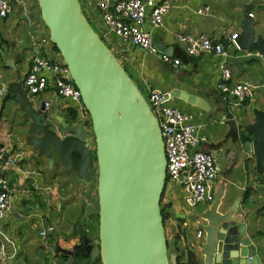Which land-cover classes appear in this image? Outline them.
<instances>
[{
    "label": "crops",
    "instance_id": "0c3cea01",
    "mask_svg": "<svg viewBox=\"0 0 264 264\" xmlns=\"http://www.w3.org/2000/svg\"><path fill=\"white\" fill-rule=\"evenodd\" d=\"M171 1L173 7L162 26L156 28L145 23L142 29L151 34L152 42L161 43L172 60H180L181 68L163 62L160 58L163 53L151 54L113 38L108 41L104 35L109 32L93 0H82L87 20L113 52H117L116 49L121 51L120 55L114 54L133 78L138 90L143 89L146 96L150 89L169 94L177 90L202 100V108L181 98L170 99L169 105L192 116L191 122L196 126L200 139L196 149L216 153L219 173L214 182V191L223 183L227 205L233 204L234 200L239 202L237 214L244 217L247 235L259 243L262 249L259 264H264V169L256 168L252 154L248 157L242 154L245 141L253 138L246 130V125L253 122L252 111H264V56L259 57L254 51L238 50L226 43V38L232 33L241 34L243 6L247 0ZM26 2L31 24L24 19L20 7L13 5L8 19L0 27V86L7 90L10 85L24 89L23 80L31 57L30 34H47L40 20L37 1ZM204 6L209 8V14L198 15L196 11ZM251 14L255 23V15ZM174 32L194 36L206 34L220 39L225 43L226 56L203 54L188 57L182 44L174 39ZM222 63L229 67L233 79L248 80L258 87L253 102L236 107L222 98L217 90ZM39 99L40 103L51 102L50 117L61 116L73 123L67 110L76 109V105L55 99L51 94H44ZM226 108L231 118H227ZM18 111L12 96L0 99V145L4 144L15 159L5 169L13 202L0 224V264H70V259L62 260L55 249H71L78 243V237L72 234L73 224L78 222L82 229L89 226V217H94L96 213L92 204L94 187L77 183L75 173L67 172L58 159L51 165L47 158L38 157L37 151L26 142L23 121L13 120ZM173 191L172 188H165L163 201L171 205L176 219L184 220L181 230L177 231V226L174 228L175 233L179 234L176 245L182 251L193 252L202 264L199 246L204 235L199 222L195 221L193 208L186 207L177 190ZM50 225L59 228L61 239H57L56 233L47 234L44 240L39 237V231ZM28 229L33 230L32 237ZM260 234L261 237H258ZM172 254L176 255L174 252Z\"/></svg>",
    "mask_w": 264,
    "mask_h": 264
},
{
    "label": "water",
    "instance_id": "95a60500",
    "mask_svg": "<svg viewBox=\"0 0 264 264\" xmlns=\"http://www.w3.org/2000/svg\"><path fill=\"white\" fill-rule=\"evenodd\" d=\"M36 1L49 41L80 94L90 129L79 108L75 123H70L61 116L50 117L43 103L31 102L22 86L10 85L5 96L18 105L26 142L38 157L51 165L58 159L67 172L75 173L77 183L86 186L94 185L91 172L96 171L98 237L89 243L76 222L72 234L78 243L71 249L56 247V254L69 258L70 264H96V258L100 264H177L176 255H167L160 211L166 184L164 144L148 103L91 27L79 0ZM10 2L15 5V0ZM254 9L263 10L264 0L246 1L235 43L239 50L263 57L264 38L255 33L249 16ZM152 46L168 56L161 43L154 41ZM173 98L204 106L202 100L177 90L170 94ZM225 114L232 117L228 108ZM252 114L246 130L253 138L245 141L242 154H252L256 168L263 170L264 111L254 109ZM225 190L220 184L210 204H198L192 211L204 235L199 246L202 264H259L262 249L246 233L244 217L237 214L239 202L227 205Z\"/></svg>",
    "mask_w": 264,
    "mask_h": 264
},
{
    "label": "built area",
    "instance_id": "2783aa9c",
    "mask_svg": "<svg viewBox=\"0 0 264 264\" xmlns=\"http://www.w3.org/2000/svg\"><path fill=\"white\" fill-rule=\"evenodd\" d=\"M93 4L103 22L106 31L104 38L117 39L122 44H129L141 48L151 54H156L152 46V36L142 29L147 23L152 27L162 26L165 17L173 7L171 0H93ZM23 12V17L32 23L26 0H15ZM12 4L10 0H0V27L8 19ZM209 8L200 7L196 13L200 16L208 15ZM252 17V14H249ZM47 32V31H45ZM109 35V36H108ZM239 34L232 33L226 38V43L236 46L235 40ZM100 36V35H99ZM101 37V36H100ZM174 39L182 44L183 51L188 57H200L203 54L226 56L225 43L206 34L194 36L191 33H173ZM30 65L24 76L23 85L31 102L44 94H51L62 102L69 101L82 111V119L87 121L83 113L80 94L69 79V73L59 53L54 50L48 35L40 33L30 34ZM104 41V40H103ZM107 45V44H106ZM111 50V49H110ZM112 51V50H111ZM117 55L122 54L116 49ZM115 55V54H114ZM117 58V56L115 55ZM161 60L174 66L183 67L180 60L171 59L162 54ZM117 60L121 63L120 59ZM123 66V64H121ZM220 80L217 90L222 98L234 106H241L254 101L258 88L248 80H235L231 70L225 63L220 65ZM7 93V88L0 86V99ZM170 94L158 90H148L147 103L155 117L164 144L166 159L165 188H172L180 194L186 207L194 208L198 204H210L213 200L214 182L219 173L218 158L214 151H198L200 141L196 126L191 122L192 116L169 105ZM44 112L52 108L50 101H44ZM49 114V113H48ZM86 126V125H85ZM89 129V127L86 126ZM15 162L8 148L0 145V224L7 216L13 194L5 169ZM173 191V192H174ZM89 238L90 227L83 229ZM61 239L59 228L54 225L42 228L38 235L44 240L47 234H55ZM90 243V242H89ZM48 249L47 246L44 247ZM53 256L55 253L51 251Z\"/></svg>",
    "mask_w": 264,
    "mask_h": 264
},
{
    "label": "rangeland",
    "instance_id": "374dc122",
    "mask_svg": "<svg viewBox=\"0 0 264 264\" xmlns=\"http://www.w3.org/2000/svg\"><path fill=\"white\" fill-rule=\"evenodd\" d=\"M79 2L81 3V7H82V12L83 14L85 15V11H84V8H83V2L82 0H79ZM252 13L255 15V23H254V30H255V33L257 34H262L264 35V9L263 10H258V9H254L252 11ZM89 22V20H88ZM90 23V22H89ZM91 25V23H90ZM91 27L94 29V27L91 25ZM95 30V29H94ZM102 39V38H101ZM103 41V39H102ZM107 44V43H105ZM109 47V46H108ZM110 48V47H109ZM111 49V48H110ZM118 58V56H117ZM132 81H133V78H132ZM144 99L146 100L147 102V96L146 94L144 93L143 89H140L139 90ZM41 102V99L38 98V100H36V105H38L39 103ZM19 113H17V116H14L12 113V115L14 116L13 120L14 121H17L19 120L20 122H22V114L20 112V110L18 111ZM87 121H89V119L87 118ZM86 126L88 127V125L86 124ZM90 129V127H89ZM95 173V174H94ZM94 173H93V180H94V185H93V193H94V199L92 201V204L95 208V211L96 213L94 214V217H89V220H90V223H89V227H90V234L88 235L89 236V242L90 243H93V241L95 239H97L98 237V216L96 215L98 213V206H97V194H96V182H95V178H96V171L94 170ZM175 197V196H174ZM163 198L164 196H162L161 200H162V203H167V202H164L163 201ZM169 212L171 213V218L166 221V223L164 224V233H165V239H166V242L168 244V247H167V255L170 256L172 253H173V248H172V242H173V239H174V235L176 234L175 233V230L174 228L177 226H179L177 228V231L178 230H181L180 226L184 223V220H178L176 219V216L174 215V213L172 212V209L171 207L168 209ZM171 222L173 223V225L171 224ZM180 223V224H179ZM29 234L30 236L32 237V234H33V230H29ZM185 231L187 232L188 231V228L185 229Z\"/></svg>",
    "mask_w": 264,
    "mask_h": 264
},
{
    "label": "trees",
    "instance_id": "16d2710c",
    "mask_svg": "<svg viewBox=\"0 0 264 264\" xmlns=\"http://www.w3.org/2000/svg\"><path fill=\"white\" fill-rule=\"evenodd\" d=\"M54 50L57 52L56 48H54ZM67 115L69 116L70 121H72V122L76 121V111H75V109H72V108L68 109L67 110ZM86 124L88 125V127H90L89 122H87ZM170 207H171L170 204H163L162 200H161V202H160V211H161L163 224H165L166 221H168L171 218V213L168 210ZM96 215L98 216V213ZM183 234L184 233L182 232L181 235H183ZM173 240H174V244L172 242V248H173V252L176 253L177 264H200L199 260L196 258V255L193 252H191L190 250H183L182 251V250H180V248L177 247L176 241L179 240V234L178 233H176L174 235V239ZM166 244H167V242H166ZM167 247H168V244H167ZM58 256L62 260H66V257L64 255H58ZM77 260H78L79 263L83 262V260L81 258H79V257H78ZM94 263L100 264L99 258H96L94 260Z\"/></svg>",
    "mask_w": 264,
    "mask_h": 264
}]
</instances>
